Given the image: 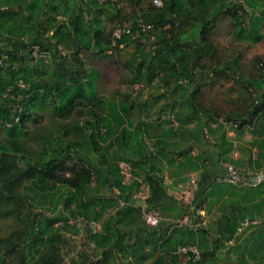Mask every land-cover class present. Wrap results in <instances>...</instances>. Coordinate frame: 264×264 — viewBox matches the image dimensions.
<instances>
[{
  "label": "trees",
  "instance_id": "obj_1",
  "mask_svg": "<svg viewBox=\"0 0 264 264\" xmlns=\"http://www.w3.org/2000/svg\"><path fill=\"white\" fill-rule=\"evenodd\" d=\"M114 1L0 0V223H11L0 237V264H182L175 252L188 245L199 247L201 259L187 264L262 263L260 228L243 229L255 228L243 241L234 235L263 211L264 183L216 180L227 174L225 164L264 171V62L245 70L237 56L224 58L213 35L226 16L235 42L259 44L264 0ZM141 21L152 29L142 32ZM35 47L46 57H35ZM124 48H134L126 63L130 92L99 94V71L86 59ZM229 77L242 102L222 113L206 105L203 90ZM200 78L206 82L197 85ZM135 85L159 93L144 101L132 95ZM175 113L187 119L178 127L169 120ZM194 122L208 145L197 155L177 143L181 126ZM245 130L261 152L234 161ZM198 171L191 201L170 193L166 173L184 184ZM142 186L145 201L137 197ZM143 205L166 220L147 225ZM200 208L215 210L211 227L171 230L172 221L195 218Z\"/></svg>",
  "mask_w": 264,
  "mask_h": 264
},
{
  "label": "rangeland",
  "instance_id": "obj_2",
  "mask_svg": "<svg viewBox=\"0 0 264 264\" xmlns=\"http://www.w3.org/2000/svg\"><path fill=\"white\" fill-rule=\"evenodd\" d=\"M148 1H154V0H148ZM119 9L122 10L123 14H127L130 11V7L126 1L119 2ZM111 12L112 13L105 14L102 20L108 19L107 18L108 16L111 17L114 13L113 11ZM262 25H263V28H262L263 40L255 46H249L246 43L235 42L232 39L231 34L233 31V27H232L231 19L226 16H223L217 20L216 28L214 29L213 40L215 41V44L220 49V52L222 53L224 58L231 59V58H234V56H237L239 58L242 68H244L245 70H252L255 59L258 58L264 62V22L262 23ZM110 27L111 26L109 25V28ZM133 49L134 48L121 49L115 55L113 54L111 55V57L105 58L103 60H98L94 56L88 57L86 59L89 63H91L90 64L91 66L97 68L99 71V78H98V86H99L98 93L99 94H104L106 96L114 97V96H117L116 94L117 91L130 92L128 90L129 89L128 82L130 80V73H129V68L126 67V63L128 59L130 58L131 56L130 54H131V51H133ZM196 82H197L196 84L199 85V84H204L206 80L200 78L196 80ZM195 88L196 86L191 87L190 91L192 90L194 91ZM237 89H239V86L235 84L232 77H229V78L223 79L222 82H219V83L215 82L211 86H208L206 89H204L203 90L204 96L202 97V100L205 101L208 107L217 108L218 110H220V112L227 113L229 109L232 108L234 105H239L242 102L237 92ZM140 93L143 94L144 101L146 99H150L152 101L151 95H157L159 92L156 90L151 91V89L147 87L141 88L138 85H135L132 87V95L136 97ZM160 93H164V90L161 91ZM165 104H166V101L162 99L159 101L158 107L163 106ZM177 113L180 114L181 112L178 111ZM177 113L173 114L169 118V120L174 122V126L176 127H178L176 124L180 125L182 122L187 120L185 114H181L180 119L177 118L176 117ZM41 122L43 124L49 123V117L42 119ZM215 127H217V124L215 125ZM184 137H185L184 134L182 135L181 133H179V139L177 142L179 148L185 145ZM206 145L207 143L204 140L203 146H206ZM121 167L125 174L126 181L129 182L130 175H131L129 168L127 167L125 163H122ZM192 177H190V180H192ZM189 181L182 184L186 189L189 186L188 185ZM182 190L184 189H181L180 191H176L174 193L175 197L178 200H180L179 195L182 194ZM142 195H147V193L145 192ZM46 207H48V204ZM67 217L69 219L71 218L70 215H67ZM73 223L74 221L71 220L70 224H73ZM10 224H11L10 222L0 223V237H3L8 233ZM62 224L63 223L59 225H62ZM77 239H79V236L77 237Z\"/></svg>",
  "mask_w": 264,
  "mask_h": 264
},
{
  "label": "built area",
  "instance_id": "obj_3",
  "mask_svg": "<svg viewBox=\"0 0 264 264\" xmlns=\"http://www.w3.org/2000/svg\"><path fill=\"white\" fill-rule=\"evenodd\" d=\"M105 1V0H103ZM114 1V0H111ZM153 3L157 6L161 5V1L159 0H154ZM140 27L141 31L145 32L147 30L152 29L153 26L151 25H144V22H140ZM127 32H130L128 30ZM121 30L116 31L115 36L117 39L121 37ZM152 40L154 38L152 37ZM40 49L38 47L34 48L33 55L35 57H46L47 53L45 52H40ZM2 61L0 60V64ZM229 128V126H227ZM230 129V128H229ZM229 135L232 137L235 134L233 133L232 130H230ZM225 168L227 169V174L222 177L218 178L216 180V183H228V184H242L247 187H257L261 184L264 183V171H251L249 169H236L234 166L231 164H225ZM187 189L184 186H181L182 194L180 196V201H191L193 193L197 190L198 188V183L195 178H192V180L189 181ZM143 191L138 194V198L142 199V201H145L148 195V192L146 191V186H142ZM180 189V190H181ZM147 193V195H142L143 193ZM146 205H143V218L144 221L147 225L151 227H157L161 222L165 221V217L158 212V211H151V212H146ZM208 224V215L206 210L204 209H199L197 211V217L193 218L191 214H188L184 216L181 219L172 221V228H183V227H190L194 230H197L198 228L202 227H207ZM250 225H257V222L254 221H246L242 224V228H239V233L243 232V229L248 228ZM226 245L231 246V242H227ZM175 254L179 257L182 263L187 264L192 261H199L201 259V251L198 246L196 245H188V246H180Z\"/></svg>",
  "mask_w": 264,
  "mask_h": 264
},
{
  "label": "crops",
  "instance_id": "obj_4",
  "mask_svg": "<svg viewBox=\"0 0 264 264\" xmlns=\"http://www.w3.org/2000/svg\"><path fill=\"white\" fill-rule=\"evenodd\" d=\"M177 126H179L178 124H176ZM181 125V124H180ZM213 128H215V124H211ZM182 128H184V131H185V135L186 137H184V140H185V144L192 146L193 148V155H197L199 154L200 152H204L205 150H207V146H203V142L204 140L206 141V139L202 136L199 137L200 133L198 134V132L196 130L197 129V123L194 122V123H191L189 125H184V126H181ZM190 127V128H188ZM187 128V129H186ZM209 133V132H208ZM189 134V135H188ZM212 135L214 136V134L212 133ZM190 136V137H189ZM228 137H231L228 133ZM200 139V140H199ZM253 136L251 135V133L248 131V130H245L242 134L239 135V138L238 140L236 141L237 142V145L240 147L239 150H235L233 152V155L231 157V159H233L234 161H239L241 160H248L250 157H252V160H255L257 159V154L258 152H261L256 146L255 147H252L250 146V143H252L254 140H253ZM251 149V151H246V149ZM197 150V151H196ZM249 152V153H248ZM247 153L249 155H247ZM249 166L246 164L243 168H248ZM201 171H198V172H192L189 176L186 175L185 177H192V178H195L196 181L199 177V174H200ZM166 177H167V181H168V185H169V191L170 193L175 196V192L176 191H180L181 189V186H183L182 184L179 183V181L181 180L180 177H175V176H172L169 177L168 173H166ZM184 177V178H185ZM178 181V182H176ZM179 183V184H177ZM179 186V187H178ZM257 201H259V199L257 198ZM200 209H204L206 210L205 208H200ZM199 210V209H198ZM197 210V211H198ZM260 213L259 214H256V216H258L257 218V221H254V222H257V227H259L260 229L258 230V234L260 235V241L259 243H261L262 241H264V209L263 211H259ZM192 215V214H191ZM215 210L212 214L208 215V224H207V227L210 225H212L214 219H215ZM193 217V215H192ZM196 217H197V214H196ZM194 218V217H193ZM170 220V219H168ZM167 220V221H168ZM206 227V228H207ZM255 230V228H251L250 230H248V233L244 234L243 233H239L236 232L234 237H238V238H232L230 241L228 242H231V244L234 246L238 241V240H244L246 237H248L253 231ZM228 232H229V226H228ZM211 233V232H210ZM212 236L215 235V232H213L212 230ZM238 239V240H237ZM227 243V242H226ZM225 243V246L228 248V246L226 245ZM230 247V246H229ZM260 248H262L264 250V244L262 246H260ZM263 250H259V252H257V255L258 256V259H261L262 258V254H264L262 251ZM222 256L219 257V259L221 258ZM232 258L234 259V256H232ZM245 258H247V255L245 256ZM219 261H223L222 259L219 260ZM255 260H252L250 261L252 264H264V261H262V263L260 262H254ZM181 262V260H180ZM182 263V262H181ZM184 264V263H182ZM219 264H222V263H219Z\"/></svg>",
  "mask_w": 264,
  "mask_h": 264
}]
</instances>
